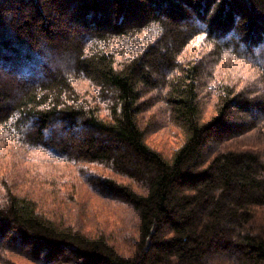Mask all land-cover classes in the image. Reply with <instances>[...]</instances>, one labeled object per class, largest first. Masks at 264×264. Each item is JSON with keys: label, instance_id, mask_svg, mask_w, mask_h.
<instances>
[{"label": "trees", "instance_id": "16d2710c", "mask_svg": "<svg viewBox=\"0 0 264 264\" xmlns=\"http://www.w3.org/2000/svg\"><path fill=\"white\" fill-rule=\"evenodd\" d=\"M251 134L264 140V0H0V148L22 159L0 169V254L264 264V143L233 142ZM44 158L81 181L34 189ZM83 185L129 217L127 249L84 222Z\"/></svg>", "mask_w": 264, "mask_h": 264}, {"label": "rangeland", "instance_id": "374dc122", "mask_svg": "<svg viewBox=\"0 0 264 264\" xmlns=\"http://www.w3.org/2000/svg\"><path fill=\"white\" fill-rule=\"evenodd\" d=\"M189 50L193 52H196L200 48V41L195 40L189 45ZM199 52V50H198ZM223 65L226 64V68H223L226 73H230L234 75L237 79L246 80L247 82H250L255 77L254 72L256 70L252 67L249 62L243 59L235 58L234 56L226 55L224 57V61L222 63ZM58 65V64H57ZM25 73V71H23ZM23 72L19 73L20 75L23 74ZM4 135V134H1ZM0 135V136H1ZM154 136L151 137V142L154 143V145H158L160 147H163L164 150H169L168 146L174 138L170 137L169 135L164 134L163 132L155 133ZM257 134L250 135V136H240V138L234 139L233 142H235V145H239L241 143H249V144H255L256 142H262L264 143V140L256 138ZM3 142V141H2ZM261 144V143H259ZM36 150H30L27 152V158L30 160L23 164L26 166H22L25 169L30 171V168L32 165H36L37 162H33V158L37 155H34ZM3 152L0 148V169L3 170H11L12 166L14 165L15 161L17 164L20 160H22L20 157H16L15 161H11L8 159L3 158ZM34 155V156H33ZM14 160V158H12ZM44 168H38L35 170V176L33 180H31L30 185L34 189L38 188L37 180H39L42 184H45L47 192L53 191L54 186L50 185L53 180H56L58 183H65L64 180L69 179L70 172H73V175L75 176V181H81L77 176L75 175L76 168L75 167H69L67 164L63 162H59L57 160H48L44 158ZM42 161V162H43ZM48 161V162H47ZM6 164V165H4ZM4 165V166H3ZM18 167V165H17ZM21 169V168H20ZM38 172L36 173V171ZM32 173V172H31ZM83 190L85 192H81L78 195L79 200L81 203H84L86 205V211L82 212V217L84 222L91 223L92 226L99 225L100 227L104 228L108 233L114 236V241H116L119 244V247L121 249H127L129 247L127 244H125V241L123 240L124 234L121 233L122 226H126L127 222H130L129 217H127L124 214V211L120 209L121 206H119L117 209L109 205L107 201L99 200L95 201L90 196L89 190L83 185ZM49 189V190H48ZM63 194V191L61 192ZM97 197V196H96ZM58 206L57 204L54 205L52 208ZM120 209V210H118ZM96 219V220H94ZM93 220V221H92ZM38 264L36 262H33L32 259H30L28 256L20 253L19 251H13V250H6L3 251L2 254H0V264ZM40 264V263H39Z\"/></svg>", "mask_w": 264, "mask_h": 264}]
</instances>
